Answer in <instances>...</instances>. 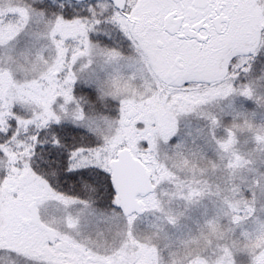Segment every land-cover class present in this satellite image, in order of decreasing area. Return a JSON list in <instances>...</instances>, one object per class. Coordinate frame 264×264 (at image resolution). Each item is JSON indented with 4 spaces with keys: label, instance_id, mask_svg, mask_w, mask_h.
<instances>
[{
    "label": "snow or ice",
    "instance_id": "1",
    "mask_svg": "<svg viewBox=\"0 0 264 264\" xmlns=\"http://www.w3.org/2000/svg\"><path fill=\"white\" fill-rule=\"evenodd\" d=\"M0 264H264V0H0Z\"/></svg>",
    "mask_w": 264,
    "mask_h": 264
},
{
    "label": "rangeland",
    "instance_id": "2",
    "mask_svg": "<svg viewBox=\"0 0 264 264\" xmlns=\"http://www.w3.org/2000/svg\"><path fill=\"white\" fill-rule=\"evenodd\" d=\"M231 139L236 142L238 151L234 153V156L238 158V160H248L249 158H253L257 160L259 164V158L257 154L254 152L256 147L253 134L248 133L247 131L234 135ZM236 162V161H234Z\"/></svg>",
    "mask_w": 264,
    "mask_h": 264
}]
</instances>
